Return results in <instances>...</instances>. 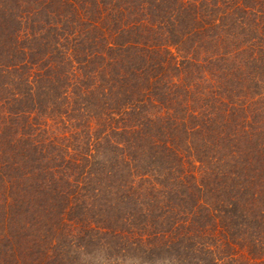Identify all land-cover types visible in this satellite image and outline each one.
I'll use <instances>...</instances> for the list:
<instances>
[{"label": "trees", "instance_id": "trees-1", "mask_svg": "<svg viewBox=\"0 0 264 264\" xmlns=\"http://www.w3.org/2000/svg\"><path fill=\"white\" fill-rule=\"evenodd\" d=\"M0 264H264V0H0Z\"/></svg>", "mask_w": 264, "mask_h": 264}]
</instances>
